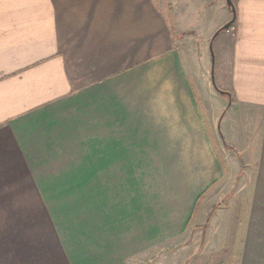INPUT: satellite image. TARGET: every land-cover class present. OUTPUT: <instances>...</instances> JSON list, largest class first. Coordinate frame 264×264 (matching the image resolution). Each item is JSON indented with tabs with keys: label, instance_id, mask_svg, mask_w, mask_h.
<instances>
[{
	"label": "crops",
	"instance_id": "0c3cea01",
	"mask_svg": "<svg viewBox=\"0 0 264 264\" xmlns=\"http://www.w3.org/2000/svg\"><path fill=\"white\" fill-rule=\"evenodd\" d=\"M231 2L0 0V264H264V0Z\"/></svg>",
	"mask_w": 264,
	"mask_h": 264
},
{
	"label": "rangeland",
	"instance_id": "374dc122",
	"mask_svg": "<svg viewBox=\"0 0 264 264\" xmlns=\"http://www.w3.org/2000/svg\"><path fill=\"white\" fill-rule=\"evenodd\" d=\"M226 105H227V104H226ZM214 234H215V233H214ZM214 237H215V235H214ZM214 240H215L214 243L217 245V244H218V240H216L215 238H214ZM185 250H186V249H185ZM183 251H184V250H183ZM178 254H179V252H177V253L174 254L173 249H171V248H167V249L164 251V253L158 254V255H156V256L154 257V259H153V262H154V263H152V261H150L149 264H178V262H177V263H174V261H173V259H174L175 257H178ZM151 256H154V253L151 254L150 257H151Z\"/></svg>",
	"mask_w": 264,
	"mask_h": 264
},
{
	"label": "trees",
	"instance_id": "16d2710c",
	"mask_svg": "<svg viewBox=\"0 0 264 264\" xmlns=\"http://www.w3.org/2000/svg\"><path fill=\"white\" fill-rule=\"evenodd\" d=\"M232 7H230V10L232 11ZM221 31H223L221 28L214 34V36L213 37H215L218 33H220ZM217 92L220 94V95H222V96H228V94H226V93H224V92H220V91H218L217 90ZM227 148V147H226ZM201 201V198H199L198 199V201H197V203H196V206L198 205V203ZM214 212V210H212V212L211 213H213ZM211 215V214H210ZM209 218H210V216H208V218H207V221H206V225H207V223H208V221H209Z\"/></svg>",
	"mask_w": 264,
	"mask_h": 264
},
{
	"label": "water",
	"instance_id": "95a60500",
	"mask_svg": "<svg viewBox=\"0 0 264 264\" xmlns=\"http://www.w3.org/2000/svg\"><path fill=\"white\" fill-rule=\"evenodd\" d=\"M227 6L230 8L232 7V2L231 0H226ZM233 8V7H232ZM233 9H232V13H233ZM234 14V13H233ZM234 20H231L230 22H228L227 24H225L221 29L222 30H227L229 29V27H231V25L233 24Z\"/></svg>",
	"mask_w": 264,
	"mask_h": 264
},
{
	"label": "built area",
	"instance_id": "2783aa9c",
	"mask_svg": "<svg viewBox=\"0 0 264 264\" xmlns=\"http://www.w3.org/2000/svg\"><path fill=\"white\" fill-rule=\"evenodd\" d=\"M230 32H234V28L231 26V27H229V29H228Z\"/></svg>",
	"mask_w": 264,
	"mask_h": 264
}]
</instances>
